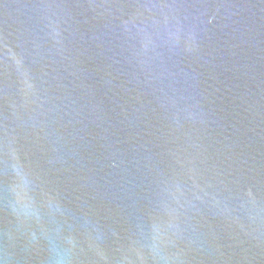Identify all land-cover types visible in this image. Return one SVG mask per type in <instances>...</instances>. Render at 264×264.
<instances>
[{
	"label": "water",
	"instance_id": "1",
	"mask_svg": "<svg viewBox=\"0 0 264 264\" xmlns=\"http://www.w3.org/2000/svg\"><path fill=\"white\" fill-rule=\"evenodd\" d=\"M0 264H264V0H0Z\"/></svg>",
	"mask_w": 264,
	"mask_h": 264
}]
</instances>
